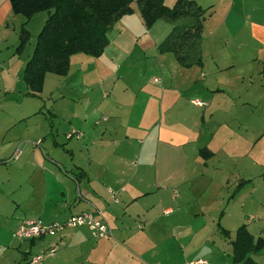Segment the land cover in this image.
I'll return each instance as SVG.
<instances>
[{
  "label": "crops",
  "instance_id": "crops-1",
  "mask_svg": "<svg viewBox=\"0 0 264 264\" xmlns=\"http://www.w3.org/2000/svg\"><path fill=\"white\" fill-rule=\"evenodd\" d=\"M132 1V14L107 33L109 44L100 58L71 56L68 74H46L41 93L30 97L22 75L34 46L26 56L28 44L20 56L14 54L17 28H9L8 22L18 20L20 27L23 21L13 15L8 0H0V45L11 51L0 63V148L8 153L0 158L7 162L0 165L7 174L1 184L11 181L15 168L22 176L12 181L11 205L0 215L1 251L11 252L10 245L16 244L12 234L29 219L62 221L99 211L111 230L101 240L86 228H76L52 238L18 241L11 246L19 255L16 264H28L51 249L56 250L52 263L58 264H192L188 257L203 234L191 227L198 214L190 211L189 199L205 197L210 188L217 189L214 197L219 199L232 190L236 193L231 199H246L243 210L256 216L243 225L254 239L264 240V0H192L207 10V18L202 66L188 69L171 53L157 51L170 25L159 22L145 29ZM175 1L164 0V5L171 8ZM47 17L38 13L26 26L37 20L42 27ZM212 21L217 27L213 37L207 36ZM123 23L132 24L131 30L138 25V33L119 37ZM110 52L116 57L110 58ZM89 62H100L97 73L106 79L117 78L96 104L88 100L93 75L84 64ZM120 77L124 84L119 86ZM63 78H68L67 85ZM13 82L24 84L17 105ZM47 85L50 90L43 98ZM52 95L58 100L46 115L42 108ZM25 98L43 104L24 111L20 107ZM195 100L206 105L196 106ZM57 104L70 112L59 113ZM39 118L46 126L35 134L28 126ZM59 131L64 137L58 138ZM72 133L81 137L69 138ZM203 149L211 155L202 158ZM8 234L9 243L2 244ZM229 234L222 238L231 251L234 234ZM252 259L264 264V247Z\"/></svg>",
  "mask_w": 264,
  "mask_h": 264
},
{
  "label": "trees",
  "instance_id": "trees-1",
  "mask_svg": "<svg viewBox=\"0 0 264 264\" xmlns=\"http://www.w3.org/2000/svg\"><path fill=\"white\" fill-rule=\"evenodd\" d=\"M8 1L13 15L24 18L17 33L18 44L14 49L17 56L23 53L31 37L26 29L28 21L38 13H48L22 75V82L28 88L27 95L30 97L41 93L46 74L66 76L71 56H102L109 44L107 33L124 16L133 12L132 0ZM136 5L147 29L157 21L172 27L157 46L159 54L171 53L178 65L185 69L202 66L201 43L203 23L207 18L206 9L192 0H176L171 8L164 5V0H136ZM199 155L207 158L211 154L203 149ZM6 163L0 162V165ZM220 233L225 239L229 238L228 231L221 229ZM230 246L233 264H256L252 256L262 250L264 240L254 239L246 226L241 225Z\"/></svg>",
  "mask_w": 264,
  "mask_h": 264
},
{
  "label": "rangeland",
  "instance_id": "rangeland-1",
  "mask_svg": "<svg viewBox=\"0 0 264 264\" xmlns=\"http://www.w3.org/2000/svg\"><path fill=\"white\" fill-rule=\"evenodd\" d=\"M223 1L224 0H222V2ZM16 19H21V21L24 22V18H22V17L18 18V16H17ZM159 22H162V21H157L155 23H159ZM163 23H165V22H163ZM8 24H9V28H12V26L17 28L16 34H14V36L16 37L18 30L20 28L18 20H14V21L12 20V21L8 22ZM135 25H137V24H135ZM153 25H152V27H153ZM124 26H125L124 23L120 25V28L123 29V33L119 37H124V38L128 39L129 37H133V35H136L138 33V29H139L138 25L136 27V30H131L133 28L132 24L130 26H125V27ZM143 26L145 27L144 23H143ZM214 26H215L214 21H212L208 24L209 32H207V36H209V35H211L212 37L215 36V30L217 29V27L214 28ZM42 28H43V26L41 27V23H39L37 20H33V22H31L30 26H28V27L26 26V29L30 32L31 37H30V41L26 47V50L24 52V56H26L29 53L31 47H33L35 45L37 35L40 33ZM145 29H147V28L145 27ZM171 29H172V27L169 29V33H170ZM130 31H132L133 34L130 33ZM240 35L245 36L244 32L240 33ZM2 36H3L2 31L0 30V37H2ZM128 41L131 42L132 38L129 39ZM16 46H17V44H16ZM5 47H6L5 45H0V50H2V52L4 51L3 54H0V63H2V61H5L6 57H9V55L11 53V51L6 50ZM15 47H14V49H15ZM130 48H131V46L127 42V45L124 48L125 51L126 52L130 51L131 50ZM112 57H113V53L110 52V58H112ZM115 57H113V58H115ZM94 59H98V58H94ZM98 63H100V62H89V63L84 64V69L86 70V73L92 72L91 75H93V76H90V79H91L90 81L93 82L91 84V88H93V92L90 94L91 98H88V100L91 101V104H96L100 100H102V96H101L103 94L102 92L111 91V88L113 87V83H115L117 81V78H115V77H107V79H106L105 76H103L100 73H97L98 72ZM109 70L111 71L112 69H109ZM93 71L95 73H93ZM117 72L119 73V71H117ZM71 75H74V73L71 72ZM69 78H70V76H69ZM144 78H146V77L145 76L142 77L141 80H143ZM67 79L68 78L62 79V81L64 82L63 85H67V82H68ZM102 79H104L105 82L103 85H100L101 84L100 80H102ZM13 84H15V86H14L15 91L12 93V95H13L12 99H13L15 105H17L18 104L17 100L19 101L20 97H22V94H23V93H21V91L24 92L23 91L24 90V84H22V82H19V83L13 82ZM116 84H118L119 86L121 84H124L123 79H121V77H120L119 81ZM49 88H50V85H47L45 88V92L43 94V98L47 97V92L50 90ZM83 98H86V97L83 96ZM112 98H114V93L112 95L111 94L109 95V99H112ZM57 100H58V98L55 97V95H52L51 99H48V101L46 100L45 106L43 108L41 107L42 112H44L46 115H48V113H47L48 110H50L49 112H53L51 105L53 104L52 102H55ZM23 101H24V104H22V106L20 108L24 111L29 110L28 112H33L31 110H33V108H34V106H36V104H37V106L43 104L42 102H39L40 100H37L36 98H25ZM83 101L85 103H87V100H83ZM68 106H71V105L68 103ZM55 110H57L59 113H63V114L70 112V110L67 106H60L59 104L56 105ZM39 121H41V122H39ZM125 121H126V119H125ZM63 123H65V122H63ZM30 126H31V129L29 131L37 134V133L43 132V128H44V126H46V122L43 121L41 118H39L38 120H32L28 127H30ZM53 134H54V131H53ZM59 135H60V131H59ZM61 136L64 137V135H60L58 138H61ZM72 138H75V137H72ZM75 139H72V140H75ZM75 142L79 143L80 141L75 140ZM133 147L134 148L138 147L137 141H134ZM17 153L18 152L16 151L15 155ZM6 155H8V153L0 148V158L2 156H6ZM15 159H17V157ZM6 176H7L6 170L4 168H0V208H2V210H3V212L0 211V215L4 214L5 211L8 212L7 205L8 204L11 205V199H9V193H10V189L12 186V181L13 180H22L21 172L17 168H15L13 170V175L11 178H9L11 181L5 182V184L2 185L1 182L5 181L7 179ZM24 185H23V187H24ZM216 190L217 189H215V188H210L208 191V194L205 197H203V198L201 197L200 199H189V201L191 203L190 211H194L195 212L194 214H198L197 217L193 216V219H191V224H192L191 227L193 226V229L196 228L195 230L201 228L203 235H200V237H197L196 243L194 244L195 248H194L193 252L191 253V255L188 257V261L194 262L198 259H202V260H205L207 263H210V264H233V262L231 260V251L228 247V243L224 242V240L222 238V235L220 233L221 229L226 230L228 232L230 231L231 234L235 235L234 232H236V230L239 226L243 225L246 218H249L250 216H252V217L256 216L251 211L247 212V211L243 210L241 202H243L246 199H239V200L231 199V197L236 193L233 190L228 191L227 195H225L223 197V199H219L218 197H214ZM243 198H244V196H243ZM249 200L250 199H247V201H249ZM198 210H200V212H198ZM182 220H185V217ZM3 230L4 229H2V231ZM49 238H52V237H49ZM10 239H11V237L9 234L5 235V237H4L5 242H3L2 244H8ZM205 239H206L207 245L204 244ZM11 240L16 243L14 245L18 244L19 240L15 239L13 237ZM14 245H10L9 251H11L13 253L9 252L8 255H7V253L1 251L2 248L0 247V264H16L17 263V257H19V255L16 254V252L12 249L11 246H14ZM200 246H201V249L199 250ZM47 253L48 252H46L45 254L37 255V256L47 255ZM66 254H67V252H66ZM54 260H55L54 255L52 257L45 256L42 259L41 264H58V262L52 263ZM21 264H24V263L21 262ZM60 264H63V263H60ZM64 264H67V263H64Z\"/></svg>",
  "mask_w": 264,
  "mask_h": 264
},
{
  "label": "built area",
  "instance_id": "built-area-1",
  "mask_svg": "<svg viewBox=\"0 0 264 264\" xmlns=\"http://www.w3.org/2000/svg\"><path fill=\"white\" fill-rule=\"evenodd\" d=\"M156 82V79L154 80ZM192 103L199 107H204L206 104L201 101H192ZM76 134V135H75ZM80 138L81 135L77 133L69 134L68 137L74 136ZM18 152V151H17ZM17 155L13 156V159ZM113 201L114 195L111 190H108ZM86 228L91 233L92 237L98 240L107 239L111 236V230L105 223L101 213L99 211H86L79 214L70 215L62 221L44 222L40 219H29L23 221V223L14 231L12 237L19 241H35L46 237H55L66 229ZM56 250L51 249L47 255L33 257L29 264H41L42 259L45 256L52 257L55 255ZM192 264H208L204 260H197Z\"/></svg>",
  "mask_w": 264,
  "mask_h": 264
}]
</instances>
